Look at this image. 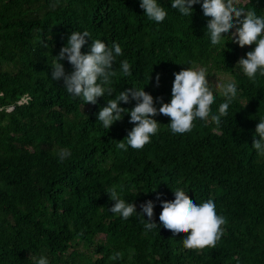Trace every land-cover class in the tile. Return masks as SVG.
<instances>
[{"label":"trees","instance_id":"obj_1","mask_svg":"<svg viewBox=\"0 0 264 264\" xmlns=\"http://www.w3.org/2000/svg\"><path fill=\"white\" fill-rule=\"evenodd\" d=\"M140 2L0 0V264H35L42 255L49 264H264V157L252 147L264 118V76L257 73L253 83L237 65L255 45L241 48L228 35L212 45L203 0L191 16L171 8L172 0H157L167 12L161 23L149 20ZM238 6L264 16V0ZM73 31L90 33L82 53L96 39L123 50L106 86L113 96L95 105L52 79L51 64ZM125 59L130 76L120 70ZM60 63L73 70L67 59ZM188 67L207 70L212 114L224 102L212 76L236 83L220 124L197 118L190 132L173 134L170 118L160 114L153 117L159 131L143 149L117 148L134 125L125 113L104 128L97 116L107 100L144 88L159 108L157 98L171 100L174 73ZM135 104L130 97L119 106ZM65 148L71 155L61 161L57 152ZM113 187L137 213L151 200L157 228L145 231L138 216L112 213ZM178 188L194 203L213 200L226 218L214 248L183 249L187 234L162 226L161 202L174 200Z\"/></svg>","mask_w":264,"mask_h":264},{"label":"clouds","instance_id":"obj_2","mask_svg":"<svg viewBox=\"0 0 264 264\" xmlns=\"http://www.w3.org/2000/svg\"><path fill=\"white\" fill-rule=\"evenodd\" d=\"M201 3V0H172L171 8L177 9L184 16H191L193 5ZM239 0H203L202 10L205 17H210L206 25V34L210 36L212 45H219L222 37L228 35L231 41L244 48L255 45V48L246 53V58L241 57L237 65L244 75L253 83H256L257 73L264 76V16H258L255 11H245L239 7ZM56 5L53 4V7ZM140 7L149 20L161 23L167 16L164 7L157 0H141ZM232 31L229 35V31ZM85 37H90L88 31H73L67 44L60 50L56 61L51 64L53 69L52 79L63 80L64 89L74 97H80L86 103L95 105L97 98L113 96V89L106 87L111 84V78L117 75L113 68L117 57L123 55L119 43L113 42L111 47L100 39L93 40L88 53H82L81 49L86 44ZM67 59L72 66V71L66 73L61 60ZM236 65V66H237ZM120 70L126 76H130L131 65L127 59L120 62ZM175 79L171 88V100L164 103L162 98H157L160 107L154 106L152 95L144 91V88L135 87L120 91L115 99H108L107 105L102 107L97 116V121L102 122L104 128L109 129L115 122L121 121L125 113L130 114L129 123L134 127L127 136L117 143V148L127 150L126 145L132 149L141 150L151 142V137L159 131L160 123L153 117L164 115L170 118L168 124L173 134L190 132L193 122L199 118L207 122L219 125L222 117L227 116L230 104L237 96L235 82L216 84L224 102L219 105L218 113H211V105L215 102V96L207 79L205 68L188 67L178 73H174ZM159 74L156 76V84L159 86ZM130 97L136 101L131 109L120 107V102L129 103ZM255 134L259 139H254L252 147L257 154L264 157V118L256 126ZM63 161L71 155L69 149H60L57 152ZM110 199L115 203L109 209L127 220L133 215L141 218L145 231L157 228L153 221L154 203L149 200L140 205L141 213L136 212L134 203L125 202L115 187L107 190ZM175 199L162 201V211L159 221L162 226L170 230L173 235L187 234L182 241L183 249L202 251L205 248H214L224 234L223 226L226 218L218 215L213 200L194 203L188 197L186 191L176 189ZM159 199V196L157 197ZM144 214L148 219H144ZM112 257L113 259L117 258ZM35 264H49L46 256H40Z\"/></svg>","mask_w":264,"mask_h":264},{"label":"rangeland","instance_id":"obj_3","mask_svg":"<svg viewBox=\"0 0 264 264\" xmlns=\"http://www.w3.org/2000/svg\"><path fill=\"white\" fill-rule=\"evenodd\" d=\"M228 79L229 78L226 75L214 74V76H212V78H211V83L215 86L216 84L225 83V81H227Z\"/></svg>","mask_w":264,"mask_h":264}]
</instances>
